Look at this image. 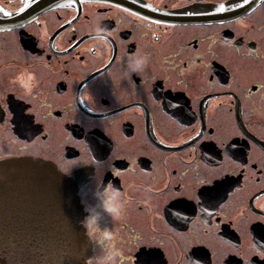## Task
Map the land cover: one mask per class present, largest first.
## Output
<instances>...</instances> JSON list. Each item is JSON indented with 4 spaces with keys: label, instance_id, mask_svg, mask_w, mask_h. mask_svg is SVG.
Instances as JSON below:
<instances>
[{
    "label": "flooded vegetation",
    "instance_id": "af4514ba",
    "mask_svg": "<svg viewBox=\"0 0 264 264\" xmlns=\"http://www.w3.org/2000/svg\"><path fill=\"white\" fill-rule=\"evenodd\" d=\"M0 9V161H48L71 177L80 224L98 214L113 226L94 174L119 188L116 264H137L145 250L159 264H264V0ZM133 53L147 65L128 75ZM25 68L30 94L11 83ZM87 238L84 264H95L101 249Z\"/></svg>",
    "mask_w": 264,
    "mask_h": 264
},
{
    "label": "water",
    "instance_id": "95a60500",
    "mask_svg": "<svg viewBox=\"0 0 264 264\" xmlns=\"http://www.w3.org/2000/svg\"><path fill=\"white\" fill-rule=\"evenodd\" d=\"M9 206L26 228L11 227ZM81 216L74 180L54 164L0 161V264H84L89 240Z\"/></svg>",
    "mask_w": 264,
    "mask_h": 264
},
{
    "label": "clouds",
    "instance_id": "9594fccd",
    "mask_svg": "<svg viewBox=\"0 0 264 264\" xmlns=\"http://www.w3.org/2000/svg\"><path fill=\"white\" fill-rule=\"evenodd\" d=\"M239 26L247 27L244 19L235 21ZM107 29L102 27L99 22L94 30V38L103 42L106 38ZM147 65V58L138 53H133L128 60V75L132 73H142ZM13 85L18 86L25 94H30L35 86V74L28 69L18 72L11 79ZM97 189L95 194L100 198L104 210L111 216L113 226L101 227L98 222V214H90L86 216L81 224L86 230V235L94 245L100 246V253L94 256L95 264H116V259L121 255V250L116 247L117 231L115 222L119 221L122 216L124 207V193L114 185H105L102 180H97L94 174ZM88 264H93V260H89Z\"/></svg>",
    "mask_w": 264,
    "mask_h": 264
},
{
    "label": "snow or ice",
    "instance_id": "6c2138e0",
    "mask_svg": "<svg viewBox=\"0 0 264 264\" xmlns=\"http://www.w3.org/2000/svg\"><path fill=\"white\" fill-rule=\"evenodd\" d=\"M24 9H20V11H23ZM221 11H223V7L221 6L220 8ZM3 9H0V12H2ZM5 15H11L10 13H4ZM23 127L27 130L30 128V125L27 124V122H22ZM208 200H214L215 196L213 193H209L208 196L206 197ZM211 207H214V203H210ZM137 264H159V259L158 256L153 254L150 250H145L144 253H142L137 261Z\"/></svg>",
    "mask_w": 264,
    "mask_h": 264
},
{
    "label": "bare ground",
    "instance_id": "6f19581e",
    "mask_svg": "<svg viewBox=\"0 0 264 264\" xmlns=\"http://www.w3.org/2000/svg\"><path fill=\"white\" fill-rule=\"evenodd\" d=\"M4 208H7V207H4ZM8 209L14 211V210H15V206H14V207H10V206H9ZM15 223H16V224H19V223H21V222H15ZM16 224H15V226H16ZM22 226H23V225H21V227H22Z\"/></svg>",
    "mask_w": 264,
    "mask_h": 264
}]
</instances>
